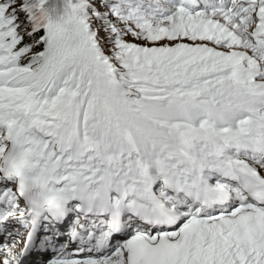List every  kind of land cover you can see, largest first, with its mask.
Instances as JSON below:
<instances>
[{
    "label": "snow or ice",
    "instance_id": "snow-or-ice-1",
    "mask_svg": "<svg viewBox=\"0 0 264 264\" xmlns=\"http://www.w3.org/2000/svg\"><path fill=\"white\" fill-rule=\"evenodd\" d=\"M0 264H264V0H0Z\"/></svg>",
    "mask_w": 264,
    "mask_h": 264
}]
</instances>
